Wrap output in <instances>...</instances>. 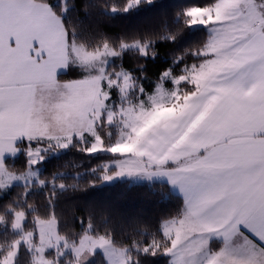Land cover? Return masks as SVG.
<instances>
[{
  "label": "snow or ice",
  "instance_id": "6c2138e0",
  "mask_svg": "<svg viewBox=\"0 0 264 264\" xmlns=\"http://www.w3.org/2000/svg\"><path fill=\"white\" fill-rule=\"evenodd\" d=\"M158 7L0 0V264H264V0L110 27ZM75 155L101 163L49 170ZM144 182L175 201L155 224L64 216L77 193Z\"/></svg>",
  "mask_w": 264,
  "mask_h": 264
},
{
  "label": "trees",
  "instance_id": "16d2710c",
  "mask_svg": "<svg viewBox=\"0 0 264 264\" xmlns=\"http://www.w3.org/2000/svg\"><path fill=\"white\" fill-rule=\"evenodd\" d=\"M190 0H157L162 7L145 11L131 18L118 19L111 22L113 31H127L155 26L162 15L170 14L176 5L188 3ZM163 51V49H161ZM159 70L158 65H151L150 72ZM22 163V162H21ZM69 164L67 171H84L96 166L101 161L91 163L79 155L65 156L61 160L49 165V170ZM72 164H82L80 169H73ZM64 170V169H62ZM65 218L69 223L74 216H82L87 210L96 212L107 211L114 224H125L127 219L134 218L142 223L155 224L156 221L167 215L175 207V201L168 195V188L159 182L141 184H114L104 185L86 192L77 193L74 198L62 203ZM163 264V261L160 262Z\"/></svg>",
  "mask_w": 264,
  "mask_h": 264
}]
</instances>
